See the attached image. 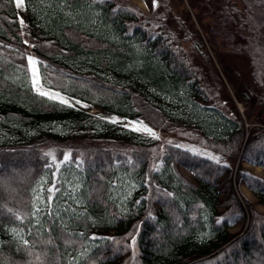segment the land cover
<instances>
[{
  "label": "trees",
  "instance_id": "trees-1",
  "mask_svg": "<svg viewBox=\"0 0 264 264\" xmlns=\"http://www.w3.org/2000/svg\"><path fill=\"white\" fill-rule=\"evenodd\" d=\"M192 2L260 79L264 0L237 18L231 0ZM24 3L28 32L16 0H0V264H264V211L238 191L264 203V176L243 166L264 167V126L246 125L247 104L238 119L212 57L123 0ZM31 56L47 88L113 116L41 95Z\"/></svg>",
  "mask_w": 264,
  "mask_h": 264
},
{
  "label": "rangeland",
  "instance_id": "rangeland-1",
  "mask_svg": "<svg viewBox=\"0 0 264 264\" xmlns=\"http://www.w3.org/2000/svg\"><path fill=\"white\" fill-rule=\"evenodd\" d=\"M123 1L137 6L147 13H152L156 10L164 17V19L170 24V27L178 34L183 46L191 53L192 56L193 51L198 52L199 50L204 55H210L215 66L220 70L230 95V99H232L230 106L232 105V107H234L238 119H246L245 113L247 104V106L254 108V115L249 122L264 126V103H261L260 105L258 104L264 100V73L261 75L260 79H257L256 75L254 74L249 55L246 52H237L233 48L221 44V36L212 34L210 25L214 21V17L210 13L209 8H207L204 4L192 2V0ZM231 4H233L237 9V12L233 14L236 18L239 14L241 17L244 16L243 0H231ZM18 8L22 23L25 26V31L28 32L24 0L23 4ZM237 25H239V22H237ZM242 32L246 33L245 28L242 29ZM29 38H27L26 45L30 51H32L33 45L31 44ZM198 39L203 43V46L199 45V42L197 41ZM30 63L32 66V71H34V69L37 71V64L33 56L30 58ZM104 75L110 78L114 77V75L109 73H104ZM37 87L39 88L40 92L57 95L65 100L72 101L93 113L113 116V114L103 107L91 106L86 103L79 102L78 100L70 98L66 95L58 94L55 91L47 88L41 82ZM240 107H242L243 113L241 112ZM174 110L183 118L196 121L197 117L195 113L190 112L189 110L182 107L174 108ZM116 121L119 125L131 127L146 137H152L151 130L143 127L141 123L117 116ZM17 137L18 141L25 139L24 136ZM243 166L250 171L264 176V167L261 165H255L244 161ZM181 170L188 178L194 180V176L189 170L184 167H181ZM238 191L243 197L251 200L256 208L264 211V203L259 199V196L255 192H253L244 184V182H241L238 185ZM242 229L243 227H241V225L233 228L234 231H239Z\"/></svg>",
  "mask_w": 264,
  "mask_h": 264
},
{
  "label": "snow or ice",
  "instance_id": "snow-or-ice-1",
  "mask_svg": "<svg viewBox=\"0 0 264 264\" xmlns=\"http://www.w3.org/2000/svg\"><path fill=\"white\" fill-rule=\"evenodd\" d=\"M16 3H17V6L19 7V6H21L23 4V0H16ZM32 83H33L34 87H37L39 85V83H40L38 72L35 69L33 71V81H32ZM37 90L39 91L38 87H37ZM40 94L41 95H49V93H45V92H41ZM51 98L55 99L56 97L52 96ZM61 102L62 103H66V101H63V100ZM68 159H69L68 155H65L64 162H68ZM54 190H55V186H53V188L48 189V191L50 193L53 192ZM50 201H51V197H49V202Z\"/></svg>",
  "mask_w": 264,
  "mask_h": 264
},
{
  "label": "built area",
  "instance_id": "built-area-1",
  "mask_svg": "<svg viewBox=\"0 0 264 264\" xmlns=\"http://www.w3.org/2000/svg\"><path fill=\"white\" fill-rule=\"evenodd\" d=\"M240 109H241V112H243V109H242V107H240ZM156 137V136H155Z\"/></svg>",
  "mask_w": 264,
  "mask_h": 264
}]
</instances>
